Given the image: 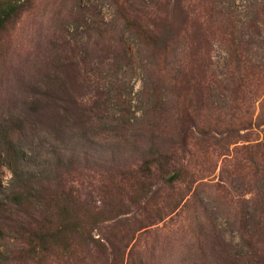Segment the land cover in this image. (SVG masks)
Wrapping results in <instances>:
<instances>
[{
  "label": "rangeland",
  "instance_id": "obj_1",
  "mask_svg": "<svg viewBox=\"0 0 264 264\" xmlns=\"http://www.w3.org/2000/svg\"><path fill=\"white\" fill-rule=\"evenodd\" d=\"M116 1L140 16L175 4ZM178 2L159 58L115 0H32L0 31V189L15 190L3 119L19 121L18 185L73 195L86 236L78 261L35 257L3 228L0 264H244L264 251V0ZM154 152L180 171L172 186L146 174Z\"/></svg>",
  "mask_w": 264,
  "mask_h": 264
},
{
  "label": "trees",
  "instance_id": "obj_2",
  "mask_svg": "<svg viewBox=\"0 0 264 264\" xmlns=\"http://www.w3.org/2000/svg\"><path fill=\"white\" fill-rule=\"evenodd\" d=\"M31 1L0 0V31L17 18L21 11L27 9ZM113 4L118 7V15L125 27L130 26L133 34L138 36L139 42L151 52H155L154 58H159L165 52L168 43L176 37L179 24L176 18L182 14L178 0H175L173 5L170 3L156 5L154 9L146 10L143 16L127 8L126 2L115 0ZM47 97L46 100L34 103L36 110L49 109L52 95L48 93ZM2 129L3 154L13 175L15 190L6 195L4 190L0 189V240L4 238L3 228L9 227L13 236L27 246L29 255L42 257L54 254L78 261L76 256L78 243L75 240H86L82 219L79 217V203L73 195H65L63 191L64 197L53 198L40 182L37 183L39 185L37 190L31 186L18 185L21 182L19 169L23 163L22 142L26 138V130L19 121L11 123L5 119ZM169 159L171 156L166 152L151 153L146 159L148 160L145 164L146 174L152 173L151 167L161 170L167 176L166 184L172 186L174 180L180 179L181 173L175 166L172 167V173L167 172L171 167ZM25 207L30 208L34 215H29L26 221H21L16 215ZM244 264H264V251L251 249Z\"/></svg>",
  "mask_w": 264,
  "mask_h": 264
}]
</instances>
